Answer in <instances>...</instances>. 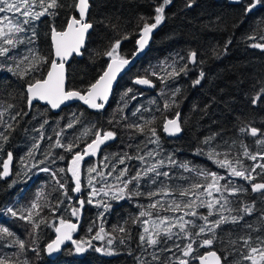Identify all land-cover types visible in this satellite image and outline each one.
<instances>
[{"label": "trees", "instance_id": "obj_1", "mask_svg": "<svg viewBox=\"0 0 264 264\" xmlns=\"http://www.w3.org/2000/svg\"><path fill=\"white\" fill-rule=\"evenodd\" d=\"M61 3L68 5L72 3V0H61ZM89 3L90 9L86 19L93 24V28L86 36L80 58L72 56L65 65L68 88H83L93 80L98 70L104 66L106 59L103 56H97L96 53H102L108 46L109 40L116 38L118 34L134 32L140 16L154 15L153 9L157 0H89ZM187 3L188 0H172L171 5L166 8V19L154 30L147 50L129 71L124 72L118 78L109 100L101 110L90 109L79 103L67 104L57 112H52L47 106L37 102H34L33 106L29 108L25 98L21 95L24 92L27 78L22 81L12 73L0 70V105L3 108H6L9 103L14 105V108L9 109L4 116L6 121L13 124L14 131L11 132L9 141L3 145V151L0 152V164L7 158L8 152L13 153V161L10 164L11 174L0 179V226L8 227L18 238L25 240L32 247V237L30 236L32 225L6 214V209L8 207L16 209L30 207V202L40 189L44 190L47 196L46 202L50 206L63 201L57 210V215L71 219L74 223L77 222V217L71 215V207H79L78 199L85 201L88 199L91 189L87 187V167L89 165L102 167L103 163H108L109 166L103 168V171H110L112 164H116L117 169H120L124 165L117 163V158L125 153L132 156L137 155L138 145L144 151L155 149L156 145L147 143L145 136L126 127L129 123H143L144 119L155 117L161 150L160 156L157 158H164L166 161V157L172 155L178 164L187 162L190 168L217 172L225 177L220 181L222 185L230 181L233 186H243L246 189L236 195L223 193L228 196L231 208H240L242 204H253L255 207V211L251 215H244V219L239 224L221 225L216 230V237L212 245L199 247L198 243L193 244L194 249L197 250L196 254L200 255L213 250L222 257V264H251L250 261L242 259V254H247L249 249L244 246L241 237L250 236V244L253 247L259 246L257 237L264 239V219H261L264 214V196L251 191L252 182H264V169L258 167L259 164L264 163V159L258 156L257 160L253 161L245 157L243 146L246 145L249 152L253 154L264 152V146L257 145L255 142L258 138L264 139V136L252 137L250 134L239 132V128L250 125L264 131V101L253 106L249 99L253 95L254 87L255 89L260 87L258 81H264V50L250 46L253 43H264V40L260 39L261 36H264V6H257L251 14L244 17L241 12L242 6L233 3L232 0H193L191 8L186 7ZM37 10L39 9L37 8ZM57 12L56 17L43 16L31 25H26L27 31L18 34L25 42L17 45L10 53L14 59L0 58V60L15 67V60L30 56V49L51 58L49 43L51 26L54 24L58 30H62L67 18L70 15H75L74 10L67 7L58 9ZM11 18L14 20L23 19L19 14L11 15ZM234 21L235 23H233ZM113 23L118 25L119 33L109 26ZM33 28L37 37L34 39V43H28V40L32 38ZM249 36H254L256 39L249 40ZM229 40L231 43L225 50L224 45ZM134 47L135 37L124 41L122 45L124 51ZM189 50L198 53L197 63L189 64L190 70L187 74H181L178 78L169 81L167 87L155 77H152L155 87L151 89L144 90L132 84L131 78L137 72L142 74L145 69H150V66H159L161 61L167 60L171 63L173 58L187 57ZM185 62L186 60L179 63L182 65ZM26 64L27 61L21 65V68ZM200 71L205 72V77L199 85L193 86V81L198 77ZM128 87H132L134 91L126 98L127 107H124L121 103V95ZM176 87L181 89L176 97V105L170 111L164 112L165 100L171 97L172 90ZM132 95H136L137 98L131 99ZM213 98L215 99L213 100ZM205 105H209L206 113ZM121 108L122 111L119 110ZM137 108H141L142 111L133 116V112ZM177 111L181 114L183 130L177 137L167 138L161 132L163 117L166 115L171 118ZM17 112H20L21 115L12 121L10 116ZM25 112L28 114L24 115ZM73 113L77 115L83 113L82 122L72 128H65L64 126ZM122 116L127 119H121ZM45 120H47L46 124ZM109 120H113V123L110 124ZM116 120H120V123H115ZM41 124H44L42 129H40ZM93 124L98 128L114 130L117 135L114 140L103 145L102 150L95 157L85 158L82 164L84 187L81 193L75 195L71 192L74 183L69 173L57 172L62 182H67L68 195L71 196V200H68L61 194L62 190L51 180L48 173L38 172L31 166L37 161L45 160V155L51 151L52 155L39 167H49L53 171L60 168L66 169L71 154L65 152L63 148L51 147L56 140L55 133L64 129L62 142L67 144L70 141L75 142L77 137H81L85 127ZM36 129H40V131H36ZM3 130V126L0 125V131ZM213 132L221 133L213 142V146L221 145L218 151H228L230 158L233 160L238 158L249 171L252 167H256V172L253 174L254 181L249 182L240 177H231L226 169L218 167L207 155L197 154L198 147L207 151V147L200 142ZM41 135H43L42 139ZM92 138V136L82 137L79 149H74V151L81 150ZM225 140L231 145L230 149L223 146ZM37 142L40 146L35 150L34 158L28 157L29 149ZM0 143L3 142L0 141ZM61 155L65 157L64 160L59 159ZM105 156H108V161L104 160ZM22 157L24 158L23 163ZM146 160H148L147 157ZM152 162L154 161L148 160V163ZM126 164L131 169L129 175H135L137 169L146 166L141 165V162L136 159L126 161ZM160 171H168L170 178L158 177L155 184L148 178H143L139 187V191L144 193L143 195L117 201L101 194L96 197V201L103 200L110 203L111 208L107 212L103 207L87 203L81 209L79 227L77 232L73 233L76 240L89 239L95 235V231L100 226H103L108 233H112L113 228L118 225H125L128 229L131 238L126 239L124 244L119 242V237L125 234L115 233L117 238L112 246L114 254L106 255L96 252L95 247H107V245L104 241L94 240L92 241L94 247L88 248L83 253H76L74 245L67 244L57 256L48 259L43 255L42 249L43 245L51 239L54 231L41 224L38 230L40 233V256L31 251L17 255L19 252L17 247L3 246H0V255L11 256L14 264H23L25 259L30 264H137L136 257H139L145 264H169L170 257L181 256V251L175 246L180 245L183 248L190 241L181 235L155 247L147 245L141 247L139 234L143 231V227H149L151 230L152 221L157 220L158 216L170 217L175 222L176 217L184 215L188 209L176 212L165 209L173 201L183 204L194 199L191 195L181 197L179 189L188 188L194 183L203 185L207 181L205 177L198 176L195 171H185L178 165L165 166ZM24 172L28 173L27 177L23 175ZM17 173L21 175H17ZM115 175H118V171L113 173V177H109L107 182L116 183ZM14 181L15 183H13ZM162 184L168 185L172 189L171 193L166 196L157 195L149 199L147 193L157 191ZM96 187L99 188L100 185L97 184ZM129 187L134 188L135 184L129 185ZM220 195V193H213V197L216 198H219ZM203 199L210 198L203 197ZM156 200H159L164 208L147 209V206ZM216 208L219 209V205ZM144 209L152 211V217H141L137 223H132V219ZM195 210L201 215L208 213L206 207H198ZM101 212H104L103 217L99 216ZM224 214L228 215L229 213L225 212ZM237 214L235 211L231 213V215ZM41 216H46L49 222L55 220L49 208H45ZM217 218V215L214 214L209 217V220ZM185 219L195 222V227L187 226L192 233L197 232L199 225L204 223L199 219V216H185ZM144 220L148 221L147 225L141 223ZM93 223L94 230L89 233L88 228ZM247 225H251V227L249 228ZM173 231L179 232V229L175 228ZM209 236L211 233H205L200 239ZM107 239L108 237H105V241ZM10 240L11 238L9 241L0 242V245L10 242ZM161 240L164 241L166 238L162 236ZM166 248H170L171 251L163 250ZM153 255L158 256L159 260H153ZM191 264H196V262L193 260Z\"/></svg>", "mask_w": 264, "mask_h": 264}, {"label": "snow or ice", "instance_id": "obj_2", "mask_svg": "<svg viewBox=\"0 0 264 264\" xmlns=\"http://www.w3.org/2000/svg\"><path fill=\"white\" fill-rule=\"evenodd\" d=\"M233 3L241 5V12L244 17L251 14L257 6H264V0H232ZM172 0H157L154 6V15L150 17L140 16L139 23L134 32H125L124 34H118L116 38L109 40L108 46L105 50L97 52V56H103L105 59L104 66H102L95 78L89 81L83 88H68L66 86V75H65V62L73 54L82 55L81 49L85 46L86 34L90 29L93 28V24L88 22L86 16L90 9L89 0H72L71 4L65 5L61 3V0H0V14L2 13H13L19 14L23 19H12L7 15L0 16V58L4 60L14 59L10 53L17 45L24 43V39L20 38L18 34L27 31L26 25H31L34 21L39 20L43 16L56 17L58 15L57 10L61 8H71L75 12H78V18L75 15H70L66 20V27L62 30H58L53 24L50 29L51 34V47H52V57L43 56L37 51L29 50L30 56L21 57L15 60V67L12 64H5L0 60V70H6L17 76L20 80H26L24 87V92L21 94L29 108H31L36 101H44L51 107V109H59L66 102L73 100L82 101L84 105H87L90 109L101 110L105 107V103L109 100L110 94L114 90V85L118 82V77L129 71L139 59L141 54L144 52L146 47L149 45L150 39L155 29L158 28L166 19V8L170 6ZM193 6V0H188L186 7L191 8ZM37 8L39 10H37ZM235 23V21L233 22ZM111 28L119 33V28L117 24H110ZM37 37L36 31L32 29V38L28 40V43H34V39ZM135 37V47L124 51L122 48L123 42ZM249 40H255L256 37L249 36ZM264 40V36L260 37ZM231 43L229 40L225 45V50L228 44ZM254 48H260L264 50V43H253L250 45ZM198 53L193 50H189L188 56H179V59L173 58L171 63L167 60L161 61L159 66H150V69H145L141 74L137 72L131 78L133 85H144L148 87H155L152 77H155L160 81L161 84L168 86L169 81L178 78L181 74H187L189 69V64L197 63ZM186 62L180 65V61ZM27 64L21 68L22 64ZM202 63V61H201ZM46 69V74H45ZM205 72L200 71L198 77L193 81V86L199 85L201 80L204 79ZM260 87L258 89H253V95L250 96V103L256 106L259 102L264 101V81H258ZM133 88H126L121 95V103L124 107H127V97L130 93H133ZM181 92L179 87L172 90L171 97L165 100L163 111H170L173 106L176 105V97ZM136 95H132L131 99L135 100ZM215 98H213L214 100ZM155 103V101H153ZM14 108V105L9 103L6 108L0 105V125L3 126L4 130L0 131V152L3 151V145L9 141L11 132L14 131L13 124L9 123L4 119L5 114L9 109ZM209 105H205V113ZM122 111L123 109H119ZM159 110V109H158ZM141 108H137L133 112V116L141 112ZM28 113H24L27 115ZM21 113L17 112L15 115L10 116L12 121H15ZM83 113L77 115L73 113L69 118L68 123L64 126L65 128H72L77 124L82 122ZM121 119H127L126 117H121ZM47 123V120L44 121ZM112 124L113 120H109ZM115 123L119 124L120 120H116ZM156 118L144 119L143 123L132 122L126 125L127 128L133 129L136 133L146 137V142L156 145L155 149L144 151L139 145L137 146V155L132 156L125 153L117 158V163L124 165L123 168L117 169L116 164L111 165V170L108 172L103 171V168H107L108 163H103L102 167L98 165H89L86 169L87 172V187L91 189L88 193V199H80L77 203L79 207H71L72 217H77V222H73L71 219H66L62 215H57V210L61 207L63 201L50 206L47 201V196L43 189L37 191L35 198L30 202V207L16 209L14 207H8L6 209V214L11 215L13 218L25 221L32 225V232L30 233L31 244L18 238L15 233H13L8 227L0 226V242L9 241L3 243L0 246L3 247H17L19 252L25 253L27 251L34 252L37 256L41 255V248L39 245L40 233L39 228L41 224L45 227L53 229L55 233V238L50 239L43 245L42 251L47 254H52L58 252L62 249V245L66 242H71L74 245V250L76 253H83L88 248L94 247L92 241H104L107 247H95L96 252H100L106 255L114 254L113 242L117 238L115 233L125 234L119 237V242L121 244L125 243L126 239H130L131 236L128 233V229L125 225L115 226L112 233H108L103 226H100L98 230L95 231V235H92L89 239L76 240L73 237V233L77 232L79 227V215L81 209L84 205L95 204L97 207H103L105 212L111 208V204L107 201H96V197L103 194L104 197H110L112 200H123L125 198L131 199L133 196H140L144 193L139 191L140 182L143 178H148L153 184L157 183L158 177L170 178V173L168 171H160L161 168L165 166H179L185 171H195L198 176H203L206 178L205 184L194 183L188 188L179 189V195L181 197L193 196L194 199L188 200L186 203H177L173 201L168 204L166 211H181L182 209H188L184 212V215L175 218V222L172 221L170 217H157V220L152 221L151 230L149 227H143V231L139 234L140 246L144 247H155L158 244L167 240L173 239V237L183 236L184 239L190 242L185 244L183 248L180 245L175 247L181 251V256L170 257L169 264H191L193 260H198L199 264H222V257L217 254L216 251H208L203 255H197V250L194 249L193 244L198 243L199 247H207L213 244L216 237V230L221 227V225L232 223L239 224L243 219L244 215H251L255 211L253 204H242L240 208H231L228 196L223 195L227 192L229 195H236L237 193H242L246 191L243 186L236 187L233 186L229 181L226 184H221L220 181L224 180L225 177L221 176L217 172H210L204 169H194L190 168L187 162L179 163L172 157L168 155L166 161L164 158H157L160 156V137L157 133V128L155 126ZM44 127V124L40 125V129ZM36 129V131H40ZM181 114L179 111L171 118L168 116L163 117V132L169 136H174L182 131ZM64 129L55 133L56 140L51 147L63 148L65 152L71 154V159L67 162V168H60L57 171H53L49 167H39V165L44 164L49 156L52 155L49 151L45 155V160H40L34 163L31 167L35 168L38 172L48 173L52 181L58 186L61 194L68 200H71V196L68 195L69 189L66 187V181L62 182L61 178L57 175L59 173H69L71 179L74 183V187L71 188V192L81 193L84 187V180L82 179V162L85 161V157L96 156L101 150L102 146L108 141L114 140L117 133L114 130H105L98 128L95 124L85 127L81 137H77L75 142H68L67 144L62 142V133ZM239 132L250 134L252 137L264 136V131L255 126H246L239 128ZM220 132H213L209 136H206L200 143L207 147V151L202 147L197 148V154L207 155L210 160H212L218 167L226 169L227 173L231 177H240L245 181L252 182L255 180L253 175L256 172V167H252L249 171L244 167L243 163L236 158L233 160L229 157L228 151L220 152L218 148L221 145L213 146V142L220 136ZM92 136L90 142L85 144L82 150H76L80 147V142L82 137ZM43 135H41V139ZM51 139V137H49ZM256 144L264 146V139H256ZM39 142L34 143L32 148L29 149L28 157L34 158L35 150L39 148ZM223 146L226 148L231 147L228 142L223 141ZM146 147V145H145ZM243 155L249 159L256 161L257 157L260 156L264 159V152H257L255 154L249 152L246 145L243 146ZM143 152V154H140ZM153 160L154 162L148 163V160ZM223 157V158H220ZM60 160H64L63 155L59 156ZM108 156H105L104 160L108 161ZM139 160L141 165H146L141 169L135 171V175H129L131 169L126 164L128 160ZM13 161V153L8 152L7 158L0 164V179L8 177L10 173V164ZM23 163L24 158H21ZM27 167V165H25ZM261 169H264V163L258 165ZM118 171V175H115L114 180L116 183H108V178L113 177V173ZM153 174V175H149ZM17 175H21L17 173ZM25 177L28 176L27 172H24ZM15 183V181L13 182ZM99 184L100 187L97 188L96 185ZM135 184L134 188H130L129 185ZM11 186V185H10ZM172 189L165 184H162L157 191H150L147 193L149 199L157 195H169ZM251 191L253 193H261L264 196V182L251 183ZM220 193L219 198L213 197V193ZM203 197H209L210 199H203ZM223 201V203H221ZM43 202V203H42ZM219 205V209L216 206ZM198 207H206L208 209L207 215L198 214L195 210ZM45 208H49L52 215L55 217L53 222H49L46 216H41V213ZM164 208V205L159 201H153L147 206V209L157 210ZM144 209L140 211L139 215L132 219V223H137L141 217H152V211ZM235 211L237 215H231ZM228 212V215L224 213ZM217 215V219L209 220V217ZM100 217L104 216V212L99 214ZM185 216L197 217L203 220L204 223L199 225V230L192 233L188 229V225L195 227V222L192 220H186ZM39 218V219H37ZM261 219H264V214H262ZM143 225H147L148 221H141ZM127 224V222H125ZM249 228L251 225H247ZM94 223L88 228V232L92 233L94 230ZM178 228L179 232H174L173 229ZM205 233H211V236L200 239ZM165 237L166 240L162 241L161 237ZM105 237L108 239L105 241ZM244 246L249 249L247 254H242V259L250 261L251 264H264V239L257 237L259 241V246L253 247L250 244L251 237H241ZM233 243H235L233 241ZM165 251H171L170 248L163 249ZM226 259V258H225ZM137 264H145L139 257H136ZM153 260H159V257L153 255ZM0 264H14L11 256L0 255ZM23 264H30V262L25 259Z\"/></svg>", "mask_w": 264, "mask_h": 264}, {"label": "water", "instance_id": "obj_3", "mask_svg": "<svg viewBox=\"0 0 264 264\" xmlns=\"http://www.w3.org/2000/svg\"><path fill=\"white\" fill-rule=\"evenodd\" d=\"M75 12V11H74ZM75 15L77 16V18H78V12H75ZM64 27H66V23H65V26ZM63 27V28H64ZM90 31V30H89ZM88 34V33H87ZM87 34H86V36H87ZM49 43H50V50H51V57H52V47H51V34L49 33ZM148 47V46H147ZM147 47H146V49L144 50V52L147 50ZM82 50V49H81ZM143 52V53H144ZM142 53V54H143ZM141 54V55H142ZM72 56H75L76 58H80V56L81 55H77V54H75V53H73L69 58H68V60L65 62V65H66V63L69 61V59L72 57ZM190 65H192V64H190ZM45 74H46V71H45ZM123 74V73H122ZM121 74V75H122ZM65 75H66V72H65ZM120 75V76H121ZM119 76V77H120ZM118 77V78H119ZM66 82V81H65ZM115 86V85H114ZM137 87H140V88H142V89H151L152 87H148V86H144V85H136ZM110 96H111V94H110ZM110 98V97H109ZM37 103H39L40 105H45V106H47L52 112H57L61 107H64L65 105H67V104H70V103H79V104H83V102L82 101H79V100H73V101H70V102H66L64 105H62L59 109H51V107L49 106V105H47V103L46 102H44V101H36ZM87 106V105H86ZM161 131L163 132V124H162V128H161ZM164 133V132H163ZM165 134V136L167 137V138H171V137H177L179 134H177V135H174V136H169L168 134H166V133H164ZM80 199H78V201H79ZM77 201V202H78ZM78 206H79V204H78ZM80 216L81 215H79V218H80ZM55 238V233L53 232V235H52V237H51V239H54ZM67 244H71V242H66L65 243V245H62V249H63V247H65ZM71 246H73L72 244H71ZM61 249V250H62ZM61 250L60 251H58V252H55V253H52V254H47V253H45V252H43V255L46 257V258H48V259H53L55 256H57L60 252H61ZM209 251H213V250H209ZM206 252H208V251H206ZM206 252H204V253H206ZM204 253H202V254H200V255H203ZM195 262H196V264H199V261L198 260H194Z\"/></svg>", "mask_w": 264, "mask_h": 264}, {"label": "flooded vegetation", "instance_id": "obj_4", "mask_svg": "<svg viewBox=\"0 0 264 264\" xmlns=\"http://www.w3.org/2000/svg\"><path fill=\"white\" fill-rule=\"evenodd\" d=\"M172 117H173V116H172ZM162 124H163V122L161 123V128H162ZM161 132H162V131H161ZM162 133H163V132H162ZM163 135L165 136L164 133H163ZM165 137H166V136H165ZM93 138H94V137H93ZM84 147H85V146H83V147L81 148V150H82ZM93 157H95V156H93ZM85 158H87V157H85ZM70 159H71V157L69 158V160H70ZM69 160H68V161H69ZM82 164H83V162H82ZM67 165H68V164H67ZM0 171H2V168H0ZM70 176H71V175H70ZM73 194L76 195V194H79V193H74V192H73Z\"/></svg>", "mask_w": 264, "mask_h": 264}, {"label": "rangeland", "instance_id": "obj_5", "mask_svg": "<svg viewBox=\"0 0 264 264\" xmlns=\"http://www.w3.org/2000/svg\"><path fill=\"white\" fill-rule=\"evenodd\" d=\"M4 15H7L11 18V15H16V14H13V13H2V14H0V16H4Z\"/></svg>", "mask_w": 264, "mask_h": 264}]
</instances>
